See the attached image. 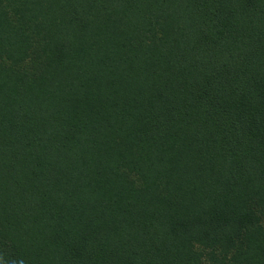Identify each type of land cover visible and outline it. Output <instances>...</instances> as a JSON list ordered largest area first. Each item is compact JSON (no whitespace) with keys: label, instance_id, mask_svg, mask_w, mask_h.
Masks as SVG:
<instances>
[{"label":"trees","instance_id":"trees-1","mask_svg":"<svg viewBox=\"0 0 264 264\" xmlns=\"http://www.w3.org/2000/svg\"><path fill=\"white\" fill-rule=\"evenodd\" d=\"M0 264H264V0H0Z\"/></svg>","mask_w":264,"mask_h":264}]
</instances>
